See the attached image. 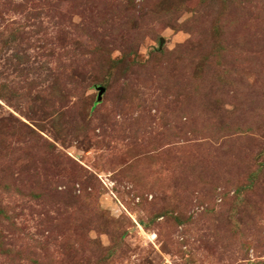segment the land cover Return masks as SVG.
Returning <instances> with one entry per match:
<instances>
[{"label":"rangeland","instance_id":"374dc122","mask_svg":"<svg viewBox=\"0 0 264 264\" xmlns=\"http://www.w3.org/2000/svg\"><path fill=\"white\" fill-rule=\"evenodd\" d=\"M0 264H264V0H0Z\"/></svg>","mask_w":264,"mask_h":264},{"label":"water","instance_id":"95a60500","mask_svg":"<svg viewBox=\"0 0 264 264\" xmlns=\"http://www.w3.org/2000/svg\"><path fill=\"white\" fill-rule=\"evenodd\" d=\"M103 90V87H99V93Z\"/></svg>","mask_w":264,"mask_h":264}]
</instances>
